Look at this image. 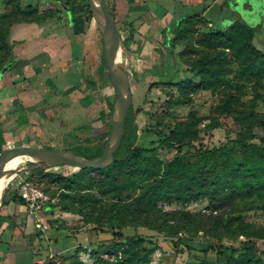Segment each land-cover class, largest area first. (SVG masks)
<instances>
[{
  "label": "rangeland",
  "instance_id": "374dc122",
  "mask_svg": "<svg viewBox=\"0 0 264 264\" xmlns=\"http://www.w3.org/2000/svg\"><path fill=\"white\" fill-rule=\"evenodd\" d=\"M105 1L124 38L128 26L116 0ZM144 2L160 16L167 8L174 17L181 14L179 9L185 12L177 0ZM34 5L35 0H0V56L5 42L24 36L18 32L20 25L11 27L16 22L4 35L8 21L22 22L25 15L47 17V24L56 19L57 0H39V6ZM210 11L213 16H206L210 19L174 24L164 52L162 48L159 53L136 54L121 65L131 92L125 117L131 110L135 128L116 146L123 150L133 141V146L149 148L160 162L132 180L119 170L124 187L118 196L107 190V179L97 171L79 172L73 165L38 160L20 164L42 170L30 177L51 198L41 214L46 232L36 228L32 232L35 243L30 248L35 258L47 255L50 247L53 257L46 258L45 264H226L228 256L236 257L249 243L264 264V188L231 196L227 186L206 185L188 195L176 191L158 196L153 205L140 198L146 186L167 170L166 162L185 155L193 164L197 147L230 146L239 131L255 135L251 141L262 146L264 153V0H222ZM234 20L254 27L251 41L239 27H226ZM24 27L28 32L39 30L40 25ZM66 33L75 74L60 70L66 66L61 63L40 74L39 82L30 77L31 87L44 97L42 110L26 113L30 128L20 137L13 136L16 146L7 153L36 147L72 150L78 145H89L94 152L100 143L105 144L115 92L105 69L97 24L91 17L84 31L74 34L67 23ZM71 83L77 88L68 94L60 92ZM101 111L104 114L99 117ZM181 125L188 126L192 145L178 152L170 140L172 130ZM230 152L237 161L246 158L234 145ZM30 170L12 177L10 193ZM126 221L129 224L120 225ZM114 229L123 238H116Z\"/></svg>",
  "mask_w": 264,
  "mask_h": 264
},
{
  "label": "crops",
  "instance_id": "0c3cea01",
  "mask_svg": "<svg viewBox=\"0 0 264 264\" xmlns=\"http://www.w3.org/2000/svg\"><path fill=\"white\" fill-rule=\"evenodd\" d=\"M177 1L176 4L185 12L179 9L181 14L174 17V12L168 8L161 16L158 15L146 7L144 0H116L119 15L128 26L125 30V37L130 36L127 46L134 54L159 53L162 48L164 52L171 37L170 30L181 18L210 19L206 17L208 14L213 16L210 9L222 4V0ZM35 2L39 6V0ZM176 4L172 6L175 8ZM54 8L58 9V14L50 24H47L48 18H40L16 22L11 26L20 25L18 32H24V36L11 41V60L0 66V137L4 150L15 148L13 136L20 137L21 133L29 130L26 113L42 108L40 102L44 101V97L37 88L31 87L30 77L33 75L39 82L40 74L61 63L66 66L62 65L60 70L75 74L71 59L72 43L65 42L68 39L66 24L71 27L69 12L62 3ZM32 24L40 25L39 30L26 32L27 27L22 28ZM157 39L160 44H156ZM71 85L77 87L71 83L62 87L60 92ZM34 228L32 217L21 202L10 200L0 207V264H33L35 257L30 247L31 242L35 243L32 239Z\"/></svg>",
  "mask_w": 264,
  "mask_h": 264
},
{
  "label": "trees",
  "instance_id": "16d2710c",
  "mask_svg": "<svg viewBox=\"0 0 264 264\" xmlns=\"http://www.w3.org/2000/svg\"><path fill=\"white\" fill-rule=\"evenodd\" d=\"M58 3H62L68 10L70 16L71 28L74 34L82 33L85 29V23L92 17L87 0H57ZM20 4V3H19ZM35 14L34 11L29 9ZM54 13L58 14V9L55 8ZM40 18L46 19L47 17L35 15H25L21 21L39 20ZM193 17H183L179 22H186ZM17 22L16 19L8 21L4 35L7 34L8 27ZM228 29L233 27H239L242 29L248 40H252L254 36V27L247 25L242 20H234L227 26ZM216 31L215 34H218ZM130 36L122 38L127 49V63L133 60L134 54L127 42ZM168 42H171V37L168 38ZM10 43L5 42L4 52L0 56V66L11 60V48ZM123 60L125 61V53L123 54ZM77 87L71 85L64 89L63 93L68 94ZM81 90H85L84 87H80ZM131 107V106H130ZM129 107V108H130ZM112 108V106H111ZM131 111V110H130ZM129 111L128 115L124 118V132L121 136L123 139L128 130L135 128L134 115ZM103 112L99 117L103 116ZM194 131V130H193ZM196 132V131H195ZM190 130L187 125L176 126L171 132L170 145L178 152L185 146L192 145V137L189 135ZM255 138L253 134H246L243 131H239L236 136L230 139L231 145L239 148L246 158H242L239 161L234 158L230 152L231 145L212 146L210 148L197 147L194 154L195 160L193 164L189 163L185 155H177L168 162H166L167 170L161 177L155 179L153 182L146 186L143 191L145 195H142L141 200L149 202V205L155 204L158 200V196L170 195L176 191H182L185 195L191 192H199L200 186H211L212 188H219L227 186L229 195L245 194L252 190L264 188V153L262 152V146L257 145L251 141ZM104 142L97 146L96 151H92V147L89 145L73 147L76 153L85 157H94L102 153L104 149ZM132 146V147H131ZM257 153L255 158H251L253 153ZM12 154H6L3 149V142L0 137V157L5 161L11 157ZM156 162H160L154 155L150 153L149 148L133 146V141H130L129 145L123 150H120L117 146L114 148L113 161L103 168H85L77 167L79 172L97 171L103 174L107 179L105 185L108 191H115L118 194L123 190V182L119 175V170H124L125 179L132 180L139 172L148 169L150 164L155 165ZM243 166L245 169H242ZM42 170H30L28 176L33 173L41 172ZM141 174V173H140ZM237 176V177H236ZM57 177H61L58 175ZM22 202L20 196L16 191L10 193L7 188L2 205L8 201ZM1 205V206H2ZM129 224V222H123L120 225ZM112 234L116 238H123V235L119 232V229H114ZM130 240H134L133 236L127 237ZM139 242H143V239L137 237ZM113 246V245H112ZM109 248V247H108ZM74 253L68 255L73 256ZM226 264H262L260 259L253 254L249 243H245L243 251L238 253L236 257L228 256Z\"/></svg>",
  "mask_w": 264,
  "mask_h": 264
},
{
  "label": "water",
  "instance_id": "95a60500",
  "mask_svg": "<svg viewBox=\"0 0 264 264\" xmlns=\"http://www.w3.org/2000/svg\"><path fill=\"white\" fill-rule=\"evenodd\" d=\"M91 15L97 24V28L102 42V53L104 65L115 92L113 103V116L104 149L101 154L94 157L82 156L70 149L53 147L28 148L12 154L0 165V207L3 196L8 188L12 177L24 170H30L33 166H20L26 161H40L48 164L73 165L85 168H103L113 161V152L117 142L124 132V118L131 105V92L127 79L123 73L122 66H117L114 62L116 47H122L127 63V49L124 46L120 32L115 23L114 15L108 9L105 0H87ZM10 151V149H8ZM37 158L36 160H33ZM49 160V161H47Z\"/></svg>",
  "mask_w": 264,
  "mask_h": 264
},
{
  "label": "built area",
  "instance_id": "2783aa9c",
  "mask_svg": "<svg viewBox=\"0 0 264 264\" xmlns=\"http://www.w3.org/2000/svg\"><path fill=\"white\" fill-rule=\"evenodd\" d=\"M16 192L20 196L21 203L25 206L27 213L32 217L34 227L44 234L47 224L42 220L41 212L51 198L43 190L38 180L29 177L28 174H25L17 181ZM108 255L109 253H105V256ZM52 257L53 253L48 247L47 255L35 258L33 264H45L46 258Z\"/></svg>",
  "mask_w": 264,
  "mask_h": 264
},
{
  "label": "bare ground",
  "instance_id": "6f19581e",
  "mask_svg": "<svg viewBox=\"0 0 264 264\" xmlns=\"http://www.w3.org/2000/svg\"><path fill=\"white\" fill-rule=\"evenodd\" d=\"M123 54H124V50L122 47H116L115 49V58H114V62L117 66H120L124 63L123 60ZM37 158H34L33 160H36ZM49 161V160H47ZM50 162V161H49ZM26 163V162H25Z\"/></svg>",
  "mask_w": 264,
  "mask_h": 264
}]
</instances>
